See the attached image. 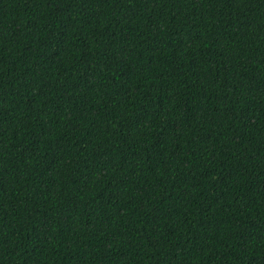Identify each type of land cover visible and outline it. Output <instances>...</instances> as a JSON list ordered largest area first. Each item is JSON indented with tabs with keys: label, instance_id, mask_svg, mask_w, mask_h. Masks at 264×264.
Segmentation results:
<instances>
[{
	"label": "trees",
	"instance_id": "16d2710c",
	"mask_svg": "<svg viewBox=\"0 0 264 264\" xmlns=\"http://www.w3.org/2000/svg\"><path fill=\"white\" fill-rule=\"evenodd\" d=\"M0 264H264V0H0Z\"/></svg>",
	"mask_w": 264,
	"mask_h": 264
}]
</instances>
